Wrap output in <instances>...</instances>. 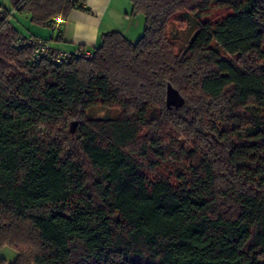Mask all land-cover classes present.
Wrapping results in <instances>:
<instances>
[{"label":"trees","instance_id":"trees-1","mask_svg":"<svg viewBox=\"0 0 264 264\" xmlns=\"http://www.w3.org/2000/svg\"><path fill=\"white\" fill-rule=\"evenodd\" d=\"M12 1L47 28L88 11ZM129 1L137 40L61 64L31 66L0 11V264H264V0ZM212 6L176 50L173 15Z\"/></svg>","mask_w":264,"mask_h":264},{"label":"crops","instance_id":"crops-1","mask_svg":"<svg viewBox=\"0 0 264 264\" xmlns=\"http://www.w3.org/2000/svg\"><path fill=\"white\" fill-rule=\"evenodd\" d=\"M111 1L112 0H86L85 5L88 11L72 9L64 25L54 31L50 29L51 32H53L50 36H40L37 32L29 35L47 39L53 49L65 51H70L77 46H84L92 49L100 43V37L103 33L112 30L120 31L129 40L135 41V39L140 36V29L144 25L143 16L131 15V5L128 1L126 5L122 4L123 8L118 9L116 12L118 16L124 18L122 21L125 23L123 26H116L111 18H107L106 16ZM4 9L11 10L14 14L13 1L0 0V11ZM21 13L29 20L28 13ZM7 262L11 261L7 260Z\"/></svg>","mask_w":264,"mask_h":264},{"label":"rangeland","instance_id":"rangeland-1","mask_svg":"<svg viewBox=\"0 0 264 264\" xmlns=\"http://www.w3.org/2000/svg\"><path fill=\"white\" fill-rule=\"evenodd\" d=\"M129 0H112L109 6V9L106 13L107 18H111L113 23H115L116 26H123L124 25V18L122 16H118L116 14L118 9H122V4H127ZM130 2V1H129ZM115 5V6H114ZM232 12V9L226 8V7H210L207 11H184L177 13L173 15L171 18L169 27H168V36L173 42V45L176 50L183 49L186 45V42L188 41V38L194 31V29L201 23L206 21H217L227 14H230ZM12 24L14 27L19 30L20 32H23L24 34H32L37 32L40 36H50L53 34L51 30L44 26H39L36 24L31 23L25 15H23L21 12H15L13 16L11 17ZM118 28V27H117ZM143 27L140 29V35L142 34ZM138 38V37H137ZM136 38V39H137ZM135 39V38H134ZM135 39V40H136ZM90 116L93 117H99V116H115L117 114V111L112 110H106L100 106H95L90 110ZM74 121H71L68 126V130L70 132L71 129V123ZM76 126L74 127V131L76 129ZM73 131V132H74ZM72 133V132H70ZM0 256L5 258L8 261H13L16 252L15 250L10 246H4L0 249Z\"/></svg>","mask_w":264,"mask_h":264},{"label":"built area","instance_id":"built-area-1","mask_svg":"<svg viewBox=\"0 0 264 264\" xmlns=\"http://www.w3.org/2000/svg\"><path fill=\"white\" fill-rule=\"evenodd\" d=\"M73 1V0H70ZM66 19L56 17L49 22V28L51 30H57L64 25ZM16 48L30 47L31 55L29 58L30 65L34 66L39 64L42 60L51 56V46L48 41L37 36H29L26 34H19L15 41ZM53 60L59 64L68 63L70 61H76L77 59H90L92 57V50L84 46H77L70 51L55 50Z\"/></svg>","mask_w":264,"mask_h":264},{"label":"water","instance_id":"water-1","mask_svg":"<svg viewBox=\"0 0 264 264\" xmlns=\"http://www.w3.org/2000/svg\"><path fill=\"white\" fill-rule=\"evenodd\" d=\"M75 125H76V122H75V121L71 123V129H70V132H73V131H74V127H75Z\"/></svg>","mask_w":264,"mask_h":264}]
</instances>
